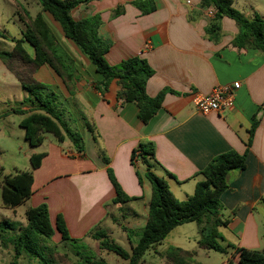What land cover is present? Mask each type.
<instances>
[{
    "label": "crops",
    "instance_id": "0c3cea01",
    "mask_svg": "<svg viewBox=\"0 0 264 264\" xmlns=\"http://www.w3.org/2000/svg\"><path fill=\"white\" fill-rule=\"evenodd\" d=\"M202 2L92 0L73 10L75 20L101 17L103 24L99 33L111 45L106 56L111 65L141 56L155 70L147 83V94L156 97L164 89L171 91L148 124L139 119L136 104L117 98L116 81L104 96L96 91L95 83L101 77L95 66L65 38L60 26L44 14L61 46L75 60L82 81L72 97L50 66L41 67L35 77L50 88L53 107L68 127L82 136L85 151L78 152L69 140L58 143L50 134L45 135L43 143L36 148L25 140L29 146L25 149L29 160L25 172L33 173V195L23 203L27 204L24 212H19L18 207L6 208L1 200L0 176V236L3 228L22 222L21 213L26 215L29 209L47 204L52 226L56 227L57 217L62 215L73 239L83 241L97 230L111 237L112 228H106L107 221L116 224L118 218L112 210H121L124 205H111L116 192L108 177V166L86 128L84 117H87L96 125L117 181L128 196L139 198L128 203L130 215L134 219L143 217L145 224L152 188L145 178L143 185L139 182L137 170L144 175L145 168L132 163L133 152L140 143L154 145L160 165L155 172L166 179L180 201L193 195L202 180L197 174L216 156L231 150L240 154L248 151L245 170L231 173V189L221 199L224 215L226 213L230 221L224 227L229 235L221 232L225 239L222 243L264 251L261 226L264 223V50L237 48L234 40L240 29L227 17L221 21L220 40H209L206 28L212 17L208 12L215 14L216 9L214 5L203 7ZM234 7L250 19L256 15L264 19V0H235ZM117 11L120 13L115 14ZM1 71L4 75L8 72L6 68ZM237 82L241 88L236 92L233 110L209 115L197 111L193 103L196 95H207L217 86ZM20 109L29 111L31 108ZM255 117L259 125L248 150ZM33 154L46 155L35 171L30 163ZM166 171L175 178L166 177ZM139 205L143 207L144 216L139 212ZM2 234L6 237L7 232ZM5 252L0 241V261Z\"/></svg>",
    "mask_w": 264,
    "mask_h": 264
},
{
    "label": "trees",
    "instance_id": "16d2710c",
    "mask_svg": "<svg viewBox=\"0 0 264 264\" xmlns=\"http://www.w3.org/2000/svg\"><path fill=\"white\" fill-rule=\"evenodd\" d=\"M91 1L39 0L42 10L35 17H32L26 9L20 8L18 14L25 25L22 38L13 39L14 47L11 51L0 52V60L4 67L28 94L24 106H30L31 109L29 111L18 109L12 112L24 116L20 127L25 132V140L32 148L41 145L45 135L50 134L58 143L69 140L78 152L85 151L82 136L69 128L58 110L53 107L51 101L53 94L49 93L50 88L35 77L41 67L50 66L63 80L72 97L77 94L78 84L82 81L75 60L61 46L44 14L49 15L60 26L65 38L71 40L95 66L97 74L101 77L95 83L96 91L104 96L108 93L111 84L116 81L119 85L117 98L125 103L136 104L139 108V119L144 124H148L157 115L163 107L165 96L171 92L164 89L156 97L147 94V83L155 75V70L141 56L125 59L117 65L108 62L106 56L111 45L99 33L103 24L101 17L95 15L82 20H75L73 17L75 8L80 4H89ZM234 2L235 0H203V7L214 5L216 9L214 17L206 28L207 38L213 42L220 40L221 21L227 17L234 20L240 29L234 40L237 48L264 50V19L259 15L253 19L246 17L234 7ZM119 13L120 11H117L115 14ZM0 37H3L1 33ZM26 44L33 48L34 55L26 50ZM84 121L101 159L108 166V177L116 192L111 205H125L139 200L125 193L109 167L110 160L101 146L100 134L94 121L87 117H84ZM258 125L259 121L255 117L250 130L248 150ZM137 152L140 153V164L145 168L144 175L137 170L139 182L143 185L145 178L152 188L143 234L130 255L107 233L97 230L91 233V237L99 242L101 250L113 253L129 264H141L145 254L151 248L160 245L175 228L197 223L201 234L198 243L200 249L231 252L226 264H264V251H251L233 244H227L224 248L221 242L225 239L219 231L230 223L228 219H224L225 207L221 200L222 196L231 189L229 176L233 172L245 170L248 151L240 154L231 150L216 156L203 171L197 174L202 180L197 183L193 195L184 201L178 200L166 179L156 174L155 168L160 165L154 145L150 142L139 144L132 155L134 166ZM45 156V154H33L30 157L32 171L41 167ZM2 172L3 168L0 167V176ZM166 177L175 178L167 171ZM33 185L32 172H17L15 175L5 176L1 191L3 205L8 209L21 206L33 195ZM26 221V226L19 234L9 237L15 253L10 264H21L24 255L30 260L38 261L39 264H106L103 260L95 261L90 256H85L80 263H76L68 254H61L55 244H51L56 233L60 235L64 244L72 243L78 246L81 240L71 237L62 215H58L56 227L52 226L47 204L29 209L26 212ZM2 233L0 238L4 244ZM164 256L165 264H201L196 260L197 252L178 247L169 248Z\"/></svg>",
    "mask_w": 264,
    "mask_h": 264
},
{
    "label": "rangeland",
    "instance_id": "374dc122",
    "mask_svg": "<svg viewBox=\"0 0 264 264\" xmlns=\"http://www.w3.org/2000/svg\"><path fill=\"white\" fill-rule=\"evenodd\" d=\"M20 8L26 9L32 17H35L42 10L39 0H0V33L6 35L5 38H0V52L11 51L14 47L13 39L22 38L25 25L18 14ZM25 47L30 54H33L34 50L29 44H26ZM2 69L5 70L0 60V167L3 168V181L5 176L13 175L18 170L25 172V168H28L29 160L25 154V149H28L29 146L25 142L24 130L20 127L23 117L12 112V110L24 107V100L28 94L11 73L6 72L4 75L3 71H1ZM22 146L24 149H22ZM26 205L19 206L18 211L24 212ZM129 207V204H125L121 210H112L114 216L118 218L117 223L114 224L107 221L106 228H109V226L112 228L111 239L132 255L133 248L138 244L143 234L145 219L143 217L134 219L130 215ZM142 208V205H139V212L144 216ZM225 216H227L226 213L224 219H227ZM19 217L22 222H19L17 226L3 228L5 233L7 232V238L3 235L4 244L1 238L0 241L6 252L3 253L0 264H10L14 258V247L10 241L7 240L6 242V239L13 237L16 233L19 234L26 226V215L21 213ZM261 226H263L264 232V223ZM219 231L224 236L229 235V232H226L224 227L220 228ZM200 240L201 234L197 223L179 226L160 245L156 248H151L145 254L141 264H165L164 255L171 247L197 252L196 260L201 264H226L229 253L202 250L198 246ZM51 244H55L61 254H68L76 263H80L85 256H90L95 261L103 260L106 264H129L128 261L113 253L101 250L99 242L95 241L91 236L88 239L81 240L79 245H82V247L72 243H62L58 234L54 237ZM221 245L224 248L227 246V244L222 242ZM21 264L39 263L36 260H30L24 255L21 259Z\"/></svg>",
    "mask_w": 264,
    "mask_h": 264
},
{
    "label": "built area",
    "instance_id": "2783aa9c",
    "mask_svg": "<svg viewBox=\"0 0 264 264\" xmlns=\"http://www.w3.org/2000/svg\"><path fill=\"white\" fill-rule=\"evenodd\" d=\"M210 17H214V12H208ZM241 88L239 82L233 85H220L215 87L209 94H199L194 97L193 103L199 113L209 115L212 113H222L231 111L236 106V92ZM141 163L140 153L137 152L134 159L135 166Z\"/></svg>",
    "mask_w": 264,
    "mask_h": 264
}]
</instances>
